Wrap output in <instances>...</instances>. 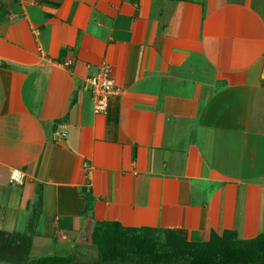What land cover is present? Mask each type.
I'll use <instances>...</instances> for the list:
<instances>
[{
    "label": "crops",
    "instance_id": "obj_1",
    "mask_svg": "<svg viewBox=\"0 0 264 264\" xmlns=\"http://www.w3.org/2000/svg\"><path fill=\"white\" fill-rule=\"evenodd\" d=\"M102 221L264 232V0H0V230L38 253Z\"/></svg>",
    "mask_w": 264,
    "mask_h": 264
},
{
    "label": "trees",
    "instance_id": "obj_2",
    "mask_svg": "<svg viewBox=\"0 0 264 264\" xmlns=\"http://www.w3.org/2000/svg\"><path fill=\"white\" fill-rule=\"evenodd\" d=\"M34 223L31 222L29 227ZM30 233L0 230V261L13 264H264V232L239 239L232 230L212 232L208 241L185 239L174 230L127 228L117 222H97L91 241L97 247L94 260L83 262L77 254L47 255L31 259Z\"/></svg>",
    "mask_w": 264,
    "mask_h": 264
},
{
    "label": "built area",
    "instance_id": "obj_3",
    "mask_svg": "<svg viewBox=\"0 0 264 264\" xmlns=\"http://www.w3.org/2000/svg\"><path fill=\"white\" fill-rule=\"evenodd\" d=\"M87 82L93 94L95 112L105 113L111 96L120 92V88L115 84L111 66L103 64L98 72L91 76ZM56 137L58 140H63L66 137V132L58 131L56 132ZM25 177V173L19 169H13L10 173V180L13 185H22Z\"/></svg>",
    "mask_w": 264,
    "mask_h": 264
},
{
    "label": "rangeland",
    "instance_id": "obj_4",
    "mask_svg": "<svg viewBox=\"0 0 264 264\" xmlns=\"http://www.w3.org/2000/svg\"><path fill=\"white\" fill-rule=\"evenodd\" d=\"M33 229H36L35 232L42 233L43 235H53V232H51V228L48 227V232H46L44 226L40 224L39 226L36 227L35 225H32ZM33 232V230H31ZM92 232V231H91ZM91 232H85V235L83 236L80 241L74 237L75 243L74 246L71 248L67 244H60L59 240L56 238V242L59 243L56 247L55 246H44L40 248V252H33L31 255V259H36L42 256H47V255H59V256H68L72 254H77L78 255V260L83 261V262H88L92 261L96 258L97 256V247L92 243L91 241ZM34 233V232H33ZM73 235V234H69ZM73 237V236H72ZM52 238V237H51ZM33 241V240H32ZM0 264H13V263H8L4 261H0Z\"/></svg>",
    "mask_w": 264,
    "mask_h": 264
}]
</instances>
